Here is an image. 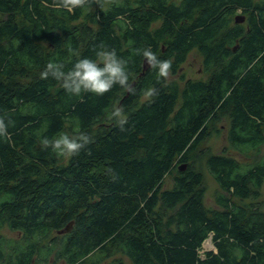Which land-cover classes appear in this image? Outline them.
<instances>
[{"label":"trees","instance_id":"trees-1","mask_svg":"<svg viewBox=\"0 0 264 264\" xmlns=\"http://www.w3.org/2000/svg\"><path fill=\"white\" fill-rule=\"evenodd\" d=\"M102 47L128 62L134 96L119 86L73 96L41 79L49 62L68 71ZM149 47L171 75L197 50L206 78H160L143 67ZM0 116L12 121L0 138V264H264V210L241 203L264 181V0H112L74 13L0 0ZM224 119L226 151L202 150ZM80 133L92 142L76 156L41 148ZM196 158L218 185L214 207Z\"/></svg>","mask_w":264,"mask_h":264},{"label":"clouds","instance_id":"clouds-1","mask_svg":"<svg viewBox=\"0 0 264 264\" xmlns=\"http://www.w3.org/2000/svg\"><path fill=\"white\" fill-rule=\"evenodd\" d=\"M112 0H53V7L63 9L69 13H74L77 9H83L86 5L95 4L98 7H104L106 3ZM135 54H141L140 49L133 50ZM142 55L150 69L157 71L158 76L168 80L171 76V60H161L151 50L146 48L142 50ZM63 63L49 62L41 72V79L49 77L60 82L61 87L67 94L73 96H82L83 94H94L103 96L110 92L114 87L123 88L128 94L135 95L136 89L129 82L128 62L119 57L115 51L106 50L103 47L96 52V59L80 58L71 69L65 71ZM157 91L155 88L145 90L144 96L146 101L154 102ZM123 131L124 126L128 123L122 107H116L111 112V117ZM12 121L6 123L5 116H0V138H8L10 133L8 127ZM92 138L87 134L69 136L68 134L60 135L55 139L43 138L40 141L42 149L51 148L57 157L65 159L78 155L89 143Z\"/></svg>","mask_w":264,"mask_h":264},{"label":"rangeland","instance_id":"rangeland-1","mask_svg":"<svg viewBox=\"0 0 264 264\" xmlns=\"http://www.w3.org/2000/svg\"><path fill=\"white\" fill-rule=\"evenodd\" d=\"M238 14V13H237ZM236 15V14H235ZM234 15V16H235ZM159 21H156L153 26L159 25ZM203 57L202 55L195 49L191 50L187 56L185 61L179 66L180 68L177 71V74H172L169 79H173L177 81L181 85V78L184 79H205L206 73L203 69ZM228 128L227 120H221V122H216L214 125L211 123L210 129H209V135L206 137V139L202 142L201 148L202 150H206L209 153H220L225 152V145H226V129ZM254 154L256 155V152L253 153V155L244 156L239 154H233L236 158H238L241 161H249V159L254 158ZM203 159L200 161L198 158H196L195 165L196 167L203 173L204 175V186H205V193L203 197V202L207 207H214L215 206V195L218 193V185L211 176V174L207 171L206 167L203 165L202 162ZM165 179H167V182L163 187H168L170 185V174H167L165 176ZM258 203L261 205V207L264 210V181L260 187L259 194L255 197V199H246L241 203ZM2 234L8 237L12 240H18L19 233L11 231L4 227L2 229ZM214 250V246L210 240V238L206 239L203 242L202 248L200 249V254L203 256L204 251L206 250ZM117 257H121L124 260H126V257L121 254H116ZM56 264H65L62 261L57 262Z\"/></svg>","mask_w":264,"mask_h":264},{"label":"water","instance_id":"water-1","mask_svg":"<svg viewBox=\"0 0 264 264\" xmlns=\"http://www.w3.org/2000/svg\"><path fill=\"white\" fill-rule=\"evenodd\" d=\"M244 19H245V16L242 15V14H236V15L234 16V21H235L236 23H242V22L244 21ZM143 67H144V69H146V68L148 67V65H147V63H146L145 60H144V65H143ZM180 169H184V166H183V165L180 166ZM70 226H71V223L68 224V225H67L63 230H61L60 232H66V231H68L69 228H70Z\"/></svg>","mask_w":264,"mask_h":264}]
</instances>
